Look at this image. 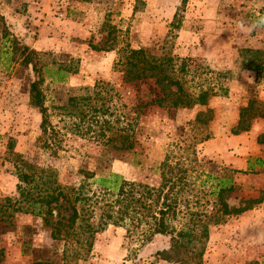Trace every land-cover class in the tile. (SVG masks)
<instances>
[{
    "label": "rangeland",
    "instance_id": "rangeland-1",
    "mask_svg": "<svg viewBox=\"0 0 264 264\" xmlns=\"http://www.w3.org/2000/svg\"><path fill=\"white\" fill-rule=\"evenodd\" d=\"M179 6L180 0H0L8 36L36 50L49 68L61 65L57 72L44 73L42 87L48 118L64 132L56 156L38 147L40 114L27 98L33 74L9 61V41L0 37V198L16 196V179L3 158L8 138L14 152L42 168L43 179L66 185L78 184L80 169L111 170L125 180L156 185V166L164 155L176 157L192 144L198 158L233 178L236 189L227 197L229 206L254 201L243 213L208 226L202 263L264 264V174L245 171L246 158L264 159V143L257 141L264 132V117L250 115L264 112V72L242 67L239 57V48L264 47V25L251 21V13L263 10L264 14V0H186L182 9ZM176 9L182 24L169 33ZM111 36V49L94 50L88 45H101L106 37L109 42ZM125 45L171 56L175 64L186 60L189 90L213 87L203 106H150L138 116L129 112L135 117L130 151L111 145H120L126 112L135 101L147 98L148 87L124 86L121 74L112 69L116 49ZM62 72L65 80L58 78ZM248 103H252L245 115L248 128L234 134L239 112ZM205 110L210 113L207 122L192 126L195 115ZM101 118L109 128L95 122ZM10 221V226L0 221V264L31 263L29 254L21 255L22 231H28L26 239L34 247L53 242L39 218L14 214ZM93 236L88 256L76 264H172L152 254L167 245L166 237L155 236L141 244L114 225Z\"/></svg>",
    "mask_w": 264,
    "mask_h": 264
},
{
    "label": "trees",
    "instance_id": "trees-1",
    "mask_svg": "<svg viewBox=\"0 0 264 264\" xmlns=\"http://www.w3.org/2000/svg\"><path fill=\"white\" fill-rule=\"evenodd\" d=\"M185 1L180 0V9ZM180 9L172 14L169 33L181 27L182 21L178 15ZM262 11L251 13V21L256 26L264 25ZM0 25V37L9 41L6 50L9 61L21 69L28 68L33 74L28 82L27 98L28 104L40 114V133L36 143L39 148L56 156L63 147L64 132L48 118L42 84L44 73H49V70L57 72L61 65H57L56 69L49 68L40 61L36 50L8 36L1 15ZM111 30L113 27L107 36ZM109 39L107 42L106 37L101 45L90 42L88 45L94 50H108L114 42L113 36ZM106 43L109 44L104 46ZM239 57L242 67L257 74L264 72V47L239 48ZM185 61L180 60L175 64L171 56L151 55L141 47L129 48L125 45L116 49L112 69L121 74V83L129 88L147 84L148 94L145 100L135 101L128 108L124 117L125 127L122 129L124 134L119 137L120 145L117 147L112 144V148L130 151L133 147L135 117H130L129 112H136L138 116L150 106L187 109L207 103L213 87L199 85L189 90L186 86L189 79L186 76ZM66 70L75 72L74 68L67 67ZM65 77L66 73L58 76L59 80H65ZM94 87H97V83H94ZM251 104L241 108L234 134L248 128L245 115L249 113ZM250 113L251 116L264 117L261 111ZM209 118L208 110L197 113L192 126H202ZM95 122L100 123L101 128H109L104 118ZM100 132L103 135V129ZM110 139L107 138V141ZM257 141L264 143V132L257 137ZM3 158L9 162L17 184L15 197L0 198V221L10 226L14 214H30L40 219L53 241L47 247H34L30 239H26L28 231H22L24 240L20 251L21 255L31 256L30 264H76L88 256L94 243V233L108 225L124 229L125 235L136 237L141 244L151 242L155 236L166 237L167 245L155 248L152 252L156 259L172 264H203L202 254L209 236L208 226L243 213L251 207L253 201L245 199L242 205L229 206L227 197L236 189L233 178L225 169L217 170L210 165L209 160L198 158L192 144L180 149L176 157L164 155L156 166L159 180L156 185L128 181L111 170L97 173L95 170L80 169V179L76 185L43 179L42 168L14 152L13 142L9 138L5 143ZM245 171L264 174V159L246 158Z\"/></svg>",
    "mask_w": 264,
    "mask_h": 264
}]
</instances>
